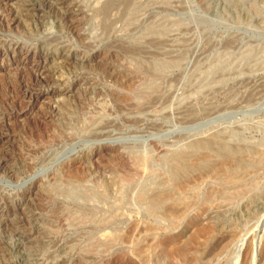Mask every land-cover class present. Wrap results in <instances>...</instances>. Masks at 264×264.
Instances as JSON below:
<instances>
[{"label":"rangeland","instance_id":"rangeland-1","mask_svg":"<svg viewBox=\"0 0 264 264\" xmlns=\"http://www.w3.org/2000/svg\"><path fill=\"white\" fill-rule=\"evenodd\" d=\"M44 1L0 0V264H264V0Z\"/></svg>","mask_w":264,"mask_h":264},{"label":"bare ground","instance_id":"bare-ground-1","mask_svg":"<svg viewBox=\"0 0 264 264\" xmlns=\"http://www.w3.org/2000/svg\"><path fill=\"white\" fill-rule=\"evenodd\" d=\"M46 2H48L49 3V1H52L51 2V6L52 7H54V8H58V7H61V6H65V4H66V0H45ZM44 1V2H45ZM13 2V1H12ZM34 2H36V1H34ZM45 2V3H46ZM36 4V3H35ZM43 4V3H42ZM34 5V4H33ZM47 5V4H46ZM45 5V6H46ZM35 6V5H34ZM50 6V5H49ZM33 7V6H32ZM66 7V6H65ZM72 8H71V12L73 13V14H75V15H79L80 14V12L76 9V7L73 5V6H71ZM26 8V7H25ZM37 8L38 9H35L37 12L36 13H39L41 10V8H40V5H38L37 6ZM44 8V7H43ZM29 9H31V8H29ZM70 11V10H69ZM34 12V11H33ZM41 15V14H40ZM17 21V20H16ZM15 21V19L14 18H11V20L9 21L10 22V24H16L17 22ZM17 48V47H16ZM18 52H21V50L20 49H18ZM17 54V53H16ZM19 54V53H18ZM23 56H24V58L25 59H27V58H34L35 56H34V54H31V53H29L28 51L27 52H24V54H23ZM64 59L65 60H67V61H71V59L70 58H68V57H64ZM89 59H91L92 61H94V60H96V59H98V55H92V57L91 58H88V59H85V58H79V59H77L76 61H78V63H81V64H85ZM31 61V60H30ZM75 61V60H74ZM42 64V66H40V72H39V74L41 73V74H43L44 73V71L46 70L45 69V62L44 63H41ZM2 69V68H1ZM38 69V70H39ZM39 76L40 75H38V76H36L35 78H33L34 80V82L36 83L37 81H38V79H40L39 78ZM258 77V76H257ZM262 77V76H261ZM259 81H262V80H259ZM253 82V81H252ZM255 82L256 81H254V84H255ZM256 84H257V82H256ZM257 85H259V84H257ZM80 84H78V85H76V86H74V88H73V90H71L69 93H70V95H74L75 93H76V91L78 90V89H80ZM251 87V86H250ZM259 87V86H258ZM255 92V91H254ZM22 93L24 94V95H26L27 97H28V99H32L33 100V102H37V101H39V100H41V99H44L45 98V96H47V95H49V94H35V93H33V91L28 87V86H22ZM67 93V92H66ZM250 93V92H249ZM256 93V92H255ZM52 94L53 93H50V96H52ZM55 96V95H54ZM250 96L252 97V96H254L253 95V93L251 92V94H250ZM249 97V96H248ZM252 99V98H251ZM36 111V110H35ZM213 138V137H212ZM214 138H216V136L214 137ZM212 139L213 141H212V143L213 144H215V145H217V140H215V139ZM5 140V139H4ZM210 141H211V139H210ZM205 146V145H204ZM203 148V147H202ZM111 149V148H110ZM110 149H107L106 151H111ZM214 149V148H213ZM212 150V149H211ZM210 151V150H209ZM204 153H206V152H204ZM208 154V153H207ZM217 154V153H216ZM184 156V155H183ZM207 156V155H206ZM211 156V155H210ZM209 156V157H210ZM208 157V156H207ZM207 157H205V156H203V158H202V160L200 161H197L195 164H194V166L199 170V171H202V170H205L206 168L205 167H208L207 169H209L210 170V174H208V175H205V174H203V173H201L200 175H199V177H197V180H196V182L197 183H199V184H208L209 185V180L210 179H215V176L217 175V176H220V175H223V176H230L229 177V179H230V181L231 182H235V181H237L239 178H240V176H235L236 175V168L240 165V163L238 162V161H236V160H234V159H232L231 157H223V158H221L220 159V162H218V163H216V164H213L212 162H211V160L209 159V157L207 158ZM212 157V156H211ZM215 157V156H214ZM220 158V157H219ZM212 159V158H211ZM178 161L180 162V159L178 158ZM206 171V170H205ZM208 172V171H207ZM33 192V191H32ZM28 193V192H27ZM30 194H31V191L29 192ZM28 193V194H29ZM32 195V194H31ZM143 196V197H142ZM165 197V196H164ZM171 198V199H170ZM173 197H169V199H170V202H169V204H167V205H169L168 207H164V208H161L163 205H164V202H160V201H157V200H152V199H148V204H149V206H150V210L152 211V213H160L161 211H163V212H166L169 216H176V217H178L179 215V211H181V210H184L185 208H186V206L188 205V202H186V203H183V204H179V203H176L175 202V199H172ZM168 199V200H169ZM138 200L140 201H146V198L144 197V195H140L139 197H138ZM166 205V204H165ZM160 207V208H159ZM11 217V216H10ZM22 218V217H21ZM8 219H9V215L8 214H6V213H4V212H2V210H0V228L1 227H3L4 225H5V223L6 222H9L8 221ZM261 219H263V217L261 218ZM260 219V220H261ZM259 220V221H260ZM9 226V225H8ZM261 226V225H260ZM8 228V227H7ZM2 229V228H1ZM4 231V230H3ZM2 231V232H3ZM1 233V232H0ZM4 233V232H3ZM3 233H2V235H3ZM14 236V235H13ZM242 238V237H241ZM19 239H21V238H19ZM18 239V240H19ZM27 240H30V239H27ZM237 246V245H236ZM238 247V246H237ZM239 248H240V245H239ZM239 252L238 253H235L234 254V257H235V260H237L238 258H239ZM254 259V262H253V264H256V257H254L253 258ZM252 259V260H253ZM234 260V261H235ZM240 261H237V262H235V264H238ZM251 262V261H250Z\"/></svg>","mask_w":264,"mask_h":264}]
</instances>
